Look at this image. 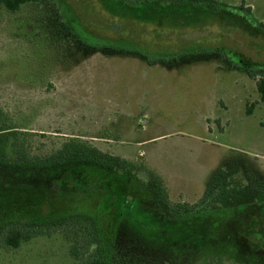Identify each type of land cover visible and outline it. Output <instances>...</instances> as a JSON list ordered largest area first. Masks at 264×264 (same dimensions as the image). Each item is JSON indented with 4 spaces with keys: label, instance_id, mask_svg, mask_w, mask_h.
Listing matches in <instances>:
<instances>
[{
    "label": "rangeland",
    "instance_id": "rangeland-1",
    "mask_svg": "<svg viewBox=\"0 0 264 264\" xmlns=\"http://www.w3.org/2000/svg\"><path fill=\"white\" fill-rule=\"evenodd\" d=\"M62 1L88 28L90 45L112 38L118 48L79 41L55 0L3 9L0 145L21 143L37 156L69 141L92 146L126 160L130 175L145 179L154 194L163 192L167 203L125 196L134 202L111 230L124 256L138 254L146 264H243L233 248L225 249V235L243 221L236 206L264 190V106L254 78L224 67L227 57L200 52L222 47L264 63V37L211 14L158 23L113 17L97 0ZM196 2L239 12L249 7V17L264 25V0ZM147 56L165 61L148 63ZM216 181L233 205L201 202ZM129 186L124 182L122 190ZM258 200L242 207L255 221ZM27 204L18 189H0V224L34 216ZM70 245L59 232L36 235L17 247L0 246V264H73Z\"/></svg>",
    "mask_w": 264,
    "mask_h": 264
},
{
    "label": "trees",
    "instance_id": "trees-1",
    "mask_svg": "<svg viewBox=\"0 0 264 264\" xmlns=\"http://www.w3.org/2000/svg\"><path fill=\"white\" fill-rule=\"evenodd\" d=\"M38 1L41 0H0V13L3 9L15 12L24 3ZM55 1L65 25L79 41L97 49L118 48L112 38H103L105 44L90 45L88 28L62 0ZM97 1L102 10L121 19L158 20L160 23L167 17L191 19L197 14H211L218 21L239 26L253 36L264 37V25L249 17V7L243 10L244 13L214 2H203L200 6L196 0ZM200 53L219 54L227 57L232 65L244 69L255 79V88L264 105V63L251 61L222 47ZM145 58L148 63L165 61L162 57ZM6 148L0 145V189H18L19 201H25L27 207L37 211L34 216L23 213L19 219L0 224L1 247H17L36 235L59 232L71 240L69 255L73 264H146L138 254L134 258L123 255L115 245L112 227L118 223L119 213L134 202L133 197L125 198L126 195L139 193L144 199L161 203L168 200L159 189L154 194L145 179L130 175L132 167L126 160L74 141L65 142L55 154L46 156L31 154L21 143L15 145L13 142ZM124 182L131 185L132 191L122 190ZM223 191L216 181L206 190L201 202L213 198L227 201L229 194ZM195 205L181 206L190 210Z\"/></svg>",
    "mask_w": 264,
    "mask_h": 264
},
{
    "label": "flooded vegetation",
    "instance_id": "flooded-vegetation-1",
    "mask_svg": "<svg viewBox=\"0 0 264 264\" xmlns=\"http://www.w3.org/2000/svg\"><path fill=\"white\" fill-rule=\"evenodd\" d=\"M223 61H226L231 66L247 73L244 69L232 65L228 59ZM263 187L264 186H262L261 188L263 189ZM261 191H259V189L256 190L257 193L255 195L252 194L251 196L244 198V200H242L243 204L241 203L240 207L236 206L237 210L241 211L240 214L245 213L243 221L239 222L238 224H234L233 222L229 226V228L233 229V231L231 230L229 232V230H227V235H225V249L228 250L233 248L236 253L240 254V256L243 257L242 260H245L243 264H264V198H260L263 194V192ZM256 197L257 199H259L257 201L258 203L256 204L258 206L257 210L261 214V219L257 221H255V219L253 218V211L247 212L242 208L245 205H248ZM227 199L228 200L226 201V203L233 205V200L230 197H228ZM237 210L236 212H239Z\"/></svg>",
    "mask_w": 264,
    "mask_h": 264
},
{
    "label": "crops",
    "instance_id": "crops-1",
    "mask_svg": "<svg viewBox=\"0 0 264 264\" xmlns=\"http://www.w3.org/2000/svg\"><path fill=\"white\" fill-rule=\"evenodd\" d=\"M210 55V54H209ZM210 56H213V55H210ZM221 62H223L222 64H224V67H228V68H231V69H238V68H235V67H233V66H231L229 63H227V62H225V61H221ZM238 70H240V69H238ZM240 71H242V70H240ZM243 72V71H242ZM264 106V105H263ZM264 115V114H263Z\"/></svg>",
    "mask_w": 264,
    "mask_h": 264
}]
</instances>
